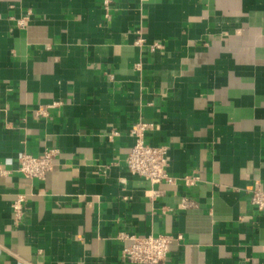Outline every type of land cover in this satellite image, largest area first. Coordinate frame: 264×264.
Returning <instances> with one entry per match:
<instances>
[{
	"label": "crops",
	"instance_id": "1",
	"mask_svg": "<svg viewBox=\"0 0 264 264\" xmlns=\"http://www.w3.org/2000/svg\"><path fill=\"white\" fill-rule=\"evenodd\" d=\"M140 122L193 186L129 172ZM50 149L46 180L17 171ZM0 166V264H129V235L264 264V0H0Z\"/></svg>",
	"mask_w": 264,
	"mask_h": 264
},
{
	"label": "built area",
	"instance_id": "2",
	"mask_svg": "<svg viewBox=\"0 0 264 264\" xmlns=\"http://www.w3.org/2000/svg\"><path fill=\"white\" fill-rule=\"evenodd\" d=\"M112 0H103L106 10L109 9ZM24 25V20L19 22ZM38 115H46L47 109H40ZM151 126L140 122L131 129L130 136L134 144L126 158V165L132 175L139 176L148 181L152 186L163 182L175 185L182 181L187 186H193L198 180L193 176H186L177 179L169 174V148L167 146H152L147 140V133ZM114 135H118L114 133ZM57 149H50L44 152L41 157H35L23 153L18 159L17 171L30 180H46L48 174L54 169V160L59 155ZM7 172L0 166V176ZM252 206L259 212H264V187L257 186L251 191ZM25 198L20 196L12 205L14 218L17 223L24 219ZM182 207H186L185 203ZM128 239L130 244L122 250V257L129 264H164L168 258L171 246L175 241L174 237L168 235H129L123 237Z\"/></svg>",
	"mask_w": 264,
	"mask_h": 264
}]
</instances>
